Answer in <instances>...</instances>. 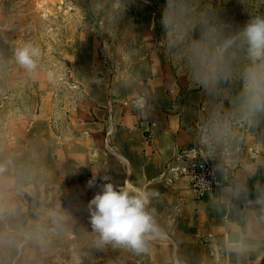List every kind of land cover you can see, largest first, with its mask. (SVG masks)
<instances>
[{
	"label": "crops",
	"instance_id": "obj_1",
	"mask_svg": "<svg viewBox=\"0 0 264 264\" xmlns=\"http://www.w3.org/2000/svg\"><path fill=\"white\" fill-rule=\"evenodd\" d=\"M87 40L85 57H79L75 67V78L87 95L69 128L77 138L66 143V164L58 161L57 146L51 154L53 165H65L66 174L57 170L49 174L41 167L42 181L58 185L64 176L66 191L76 188L78 194L71 199L82 205L89 204L106 183L117 190L148 193L146 210L158 233L149 234L145 251H135L136 264H264V112L244 118L238 111L244 59H229L231 76L226 83L219 79L186 89L163 51L151 47L112 84L107 62L99 56V39ZM45 101L35 117L46 116L48 123L50 109L44 108ZM221 115L242 124L233 133L239 136L237 149L225 156V165L219 168L221 177L233 179V184L215 196L195 200L189 179L171 169L182 166L175 161L179 152L198 149L196 126ZM15 150L0 152L3 245L9 238L19 239L2 216L16 201L7 199L17 189ZM74 170L81 183H74ZM94 237L98 239V234Z\"/></svg>",
	"mask_w": 264,
	"mask_h": 264
},
{
	"label": "rangeland",
	"instance_id": "obj_2",
	"mask_svg": "<svg viewBox=\"0 0 264 264\" xmlns=\"http://www.w3.org/2000/svg\"><path fill=\"white\" fill-rule=\"evenodd\" d=\"M180 3L183 15L173 31L161 23L166 0H0V152L16 149L17 178L15 194L7 196L16 201L2 216L19 238L0 242V264H136L135 251L128 247L97 245L89 204L71 199L78 191H66L64 176L58 185L43 182L41 167L49 174H66L65 165H53L51 154L57 146L58 161L66 164V143L77 138L69 128L87 95L75 78V67L88 50L87 39H99V56L107 62L112 84L152 47L163 51L191 89L201 85L191 51L194 40L211 29L227 39L251 20L264 18V0ZM27 44L40 50L32 72L15 59L16 50ZM235 57L248 62L242 48L233 49ZM44 99V108L50 109L48 123L46 116L35 117ZM72 174L74 183H81V175L75 170ZM53 213L63 218L59 227Z\"/></svg>",
	"mask_w": 264,
	"mask_h": 264
},
{
	"label": "clouds",
	"instance_id": "obj_3",
	"mask_svg": "<svg viewBox=\"0 0 264 264\" xmlns=\"http://www.w3.org/2000/svg\"><path fill=\"white\" fill-rule=\"evenodd\" d=\"M183 15L180 0H166L161 23L165 30H176ZM244 49L247 63L240 71L239 113L247 118L264 112V18L257 17L247 23L236 36L221 40L215 29L204 31L201 38L191 45L194 62L200 76L199 82L211 85L219 79L226 83L231 76L228 61L233 49ZM40 56L37 47L27 44L15 52L17 63L29 72L37 67ZM209 135L223 140L230 135L226 125H214ZM93 187V181H89ZM134 192L135 194H130ZM149 194L140 189L120 188L110 183L103 184L89 202L90 224L98 234V246L115 244L136 252L146 250L149 234H157L158 227L152 215L146 210ZM59 227L62 217L53 213ZM47 235L46 232L41 233ZM39 239V237H36Z\"/></svg>",
	"mask_w": 264,
	"mask_h": 264
},
{
	"label": "built area",
	"instance_id": "obj_4",
	"mask_svg": "<svg viewBox=\"0 0 264 264\" xmlns=\"http://www.w3.org/2000/svg\"><path fill=\"white\" fill-rule=\"evenodd\" d=\"M214 125H226L230 129V135L223 140L210 136L209 129ZM241 126L240 122L223 115L197 125L200 141L198 149L189 152L181 151L177 154L175 161L180 162L182 166L171 170L189 179L193 199L205 200L218 194L224 187L233 184V179L221 177L219 168L225 165L222 163L225 156L230 154L233 148L237 149L239 136L233 133ZM212 161L215 164H212Z\"/></svg>",
	"mask_w": 264,
	"mask_h": 264
},
{
	"label": "water",
	"instance_id": "obj_5",
	"mask_svg": "<svg viewBox=\"0 0 264 264\" xmlns=\"http://www.w3.org/2000/svg\"><path fill=\"white\" fill-rule=\"evenodd\" d=\"M211 163H212V164H215V162H213V161H212Z\"/></svg>",
	"mask_w": 264,
	"mask_h": 264
}]
</instances>
